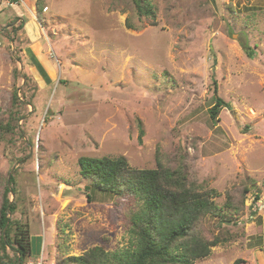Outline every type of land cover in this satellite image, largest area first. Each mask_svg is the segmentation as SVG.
Wrapping results in <instances>:
<instances>
[{
  "label": "rangeland",
  "instance_id": "rangeland-1",
  "mask_svg": "<svg viewBox=\"0 0 264 264\" xmlns=\"http://www.w3.org/2000/svg\"><path fill=\"white\" fill-rule=\"evenodd\" d=\"M148 1L152 17L133 0H0V122L15 115L0 143V206L12 173L27 264H75L95 247L116 264L130 247L127 208L88 199L81 157L183 164L217 204L244 201L199 222L223 242L194 264H264V0ZM215 82L230 108L213 121Z\"/></svg>",
  "mask_w": 264,
  "mask_h": 264
},
{
  "label": "trees",
  "instance_id": "trees-1",
  "mask_svg": "<svg viewBox=\"0 0 264 264\" xmlns=\"http://www.w3.org/2000/svg\"><path fill=\"white\" fill-rule=\"evenodd\" d=\"M133 2L139 16H153L148 0ZM245 50L252 58L253 51ZM25 79L32 82V77L27 74ZM213 99L214 105L209 113L216 121L224 108H230V104L218 96L216 82ZM13 103H22L17 91L13 95ZM14 119L15 115L10 113L9 120L0 122V143L15 131L11 122ZM78 164L80 175L89 182L85 187L88 199L100 193L121 201L127 208L125 222L131 238L130 247L114 254L116 264H194L207 258L211 247L223 242L219 237L211 242L205 240L197 232L199 222L209 214L220 216L222 210L230 215L243 210L244 201L240 205L235 203L231 193H227L221 206L215 201L218 196L216 190L196 191L189 184L183 164L171 168L164 166L158 158L157 168L140 170L132 168L125 158L108 157H81ZM14 183L15 177L11 173L8 184L6 180L3 188L0 206V264H27L33 254L27 226L11 219L17 211L15 201L9 197L16 194V190L9 186ZM249 190L246 185L244 192ZM70 260L75 264L110 263L107 254L99 247ZM241 263L242 260L235 262Z\"/></svg>",
  "mask_w": 264,
  "mask_h": 264
},
{
  "label": "built area",
  "instance_id": "built-area-1",
  "mask_svg": "<svg viewBox=\"0 0 264 264\" xmlns=\"http://www.w3.org/2000/svg\"><path fill=\"white\" fill-rule=\"evenodd\" d=\"M7 4L9 5V6H13L14 5V3H12V0H7Z\"/></svg>",
  "mask_w": 264,
  "mask_h": 264
},
{
  "label": "water",
  "instance_id": "water-1",
  "mask_svg": "<svg viewBox=\"0 0 264 264\" xmlns=\"http://www.w3.org/2000/svg\"><path fill=\"white\" fill-rule=\"evenodd\" d=\"M9 180H10V176H9Z\"/></svg>",
  "mask_w": 264,
  "mask_h": 264
}]
</instances>
